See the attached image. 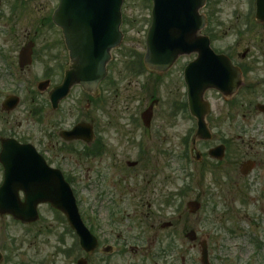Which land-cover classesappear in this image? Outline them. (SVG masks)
I'll return each mask as SVG.
<instances>
[{"label": "flooded vegetation", "instance_id": "af4514ba", "mask_svg": "<svg viewBox=\"0 0 264 264\" xmlns=\"http://www.w3.org/2000/svg\"><path fill=\"white\" fill-rule=\"evenodd\" d=\"M58 3L59 0H0V187L7 172L1 153L4 150V157L14 160L11 153L17 145L25 146L27 150L34 146L45 156L48 166L63 171L72 187L74 179L46 156L47 148L57 152L61 147L65 152L73 153L74 148L70 144L75 143L79 144L78 150L84 154L90 153V157H101L107 152L106 144L102 143L95 127L96 117L85 114L94 111L103 101V83L109 77L108 64L106 78L92 93L85 91L80 84L71 87V90L77 88L84 94L85 106L78 120L57 132L61 140L54 145L49 141L43 149L44 144L35 139L36 125L47 124L46 117L50 112H59L71 94L70 90L68 96L60 99L53 107L51 93L63 83L72 65L65 32L52 19ZM255 12L256 0H208L203 9L207 22L202 34L208 37L216 57L205 56L202 65L205 81L201 93L204 124L202 138L195 137L197 120L189 113L188 88L184 81L185 68L196 59L198 51L178 57L163 72L148 70L143 64L129 66V78L138 79V90L131 89L135 82L130 79L126 80V89L127 99L133 101L143 97L142 94L148 90L157 95V89L167 85L172 94L170 100L177 98L172 102V107L176 112H187L192 123L184 140L190 162L204 163L206 168L208 166L214 182L220 180L217 175L224 171L222 162L227 161L228 165L230 162L238 174L241 191H253L258 200L264 198V16L257 18ZM181 58L186 59L180 63ZM81 61L83 64L80 57V66ZM181 89L182 92H179ZM153 93L149 95L150 103L138 115H130L128 118L131 126L142 131L143 136H149L155 108L161 101ZM175 113L171 111L170 115ZM78 123L90 127V132L84 134L82 139H69L62 135ZM7 141H11L12 147L3 145ZM198 142L206 146L203 151L198 150ZM138 147L139 158L127 161V167L139 165L142 154L146 153L144 142H140ZM18 158L19 165L24 163V158L28 165L27 156ZM7 170L16 174L13 180H20L24 174L28 177L32 174L28 168L24 170L23 167ZM68 172H71L70 166ZM103 193L96 192L92 198L103 201ZM17 195L19 200H24V193L20 189ZM107 203L110 207L105 210L108 217L105 220H99V210L91 215H81L95 240V248L91 253L85 252L81 248L80 238L74 234V246L68 253H64L69 256L75 251V264L79 261H84V264H201L200 257L195 260L191 255L177 256L174 252L177 239L186 240L192 249L205 246L209 264H217L222 259L217 257L219 253H214L211 259V235L208 233L203 237L198 230L188 225L193 213L186 215L183 220L186 224L179 231L176 229L177 223L174 224L176 220L159 222L156 227L166 231L160 239L154 219L158 215L153 209H143L151 206L150 200L141 196L122 198L110 194ZM121 204L126 205V208H120ZM43 205L49 207L47 204L38 205L39 218ZM125 213H132L133 219L139 224L134 226L133 221L123 231L116 223H120V215ZM177 216L178 222L184 215ZM4 217L12 218L10 215ZM12 220L26 231V235L35 223L24 224L14 218ZM173 228L174 231H169ZM5 252L0 240V264H6ZM25 264H31L29 259Z\"/></svg>", "mask_w": 264, "mask_h": 264}, {"label": "rangeland", "instance_id": "374dc122", "mask_svg": "<svg viewBox=\"0 0 264 264\" xmlns=\"http://www.w3.org/2000/svg\"><path fill=\"white\" fill-rule=\"evenodd\" d=\"M150 11L149 0H124L122 12L125 14V23H122L121 29L125 35L122 44L112 51V59L108 63L109 77L103 83V101L94 111L85 114L96 117L95 127L102 143L106 144V154L87 157L78 150L79 144L71 143L73 153L65 152L60 147L57 152L53 149L54 153L51 154L54 156L49 155V152V159L74 179L73 187L84 214L91 215L99 210V220H105L108 218L105 210L110 207L107 203L110 194L122 198L141 196L152 203L149 208L145 206L143 209H153L158 215L154 216L155 230L161 239L166 231L156 225L176 220L174 224L177 223L176 229L179 231L186 224L183 221L186 215H190L186 203L196 200L201 205L200 210L188 225L198 230L203 237L208 233L211 235V259L214 253H219L217 257L222 259L217 264H264V198L256 200L253 191H241L238 174L230 162L229 165L227 161L222 162L224 171L217 175L220 180L214 182L208 166L206 168L204 163H190V160L185 159L184 140L192 123L187 112H176L172 107V102L177 98L170 100L172 94L167 85L158 88L157 95L148 90L139 99H127L126 80L135 82L131 89L138 90V79L129 78V61L136 60L143 52ZM185 59L181 58L179 62ZM151 93L160 97L161 101L155 108L149 136H143L142 131L131 126L128 118L130 115H138L150 103ZM84 106V94L77 88L73 89L61 110L50 112L46 117L47 124L36 125L35 139L44 144L43 149L49 141L54 145L61 140L57 132L78 120ZM171 111L176 113L170 115ZM140 142L146 144V153L142 154L139 165L127 167V161L139 158ZM197 148L203 151L206 146L198 142ZM68 165L70 173L67 171ZM100 189L104 192L103 201L92 198ZM120 208H126V205L121 204ZM126 213L120 215V223H116L123 231L133 221L134 226L139 224L133 219L132 213ZM57 214L48 206H41V217L27 235L12 218L2 216L0 240L6 249V264H25L28 259L31 264H75V251L69 256L64 253V250L74 246V235ZM178 214L184 216L177 222ZM174 252L178 257L181 254L191 255L195 260L200 257V248H190L186 240L177 239Z\"/></svg>", "mask_w": 264, "mask_h": 264}, {"label": "water", "instance_id": "95a60500", "mask_svg": "<svg viewBox=\"0 0 264 264\" xmlns=\"http://www.w3.org/2000/svg\"><path fill=\"white\" fill-rule=\"evenodd\" d=\"M121 2L122 0H61L55 19L65 32L72 65L66 72L62 85L51 94L53 99L59 100L64 97L74 83H80L85 89L92 91L104 77V61L108 58V50L117 47L121 41V33L118 29ZM204 3L205 0H153L152 24L146 39L147 67L164 70L178 55L187 53L191 49L198 51V61L194 63L196 65L202 64L205 54L208 52L211 54L208 40L198 35L204 24V17L198 14V10ZM258 15H264V0ZM95 50L99 51L96 58L102 60L97 69L90 71L89 68H84L82 61L81 67L80 57L88 58ZM201 85L202 80L196 79L195 87L198 89L191 108L198 118V136L202 138L204 128L202 129ZM85 130L81 125L76 126L66 135L80 137ZM33 160L34 186L27 188L26 183L20 184L27 195L25 206L29 204V212L26 214L24 210H18L13 200H7L0 195V213H11L27 222L36 219L35 206L38 202H49L66 214L72 227L81 234L83 248L91 252L95 242L91 241L90 234L80 221L68 185L64 183L61 174L49 169L35 152ZM10 192L13 191L10 189ZM188 205L192 211L199 208L196 202H190ZM202 264H207L205 250L202 252Z\"/></svg>", "mask_w": 264, "mask_h": 264}]
</instances>
